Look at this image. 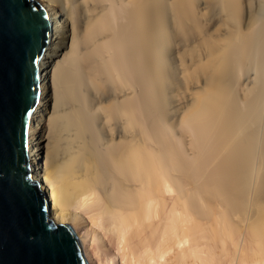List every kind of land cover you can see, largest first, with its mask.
<instances>
[{"label": "bare ground", "instance_id": "1", "mask_svg": "<svg viewBox=\"0 0 264 264\" xmlns=\"http://www.w3.org/2000/svg\"><path fill=\"white\" fill-rule=\"evenodd\" d=\"M41 2L50 216L113 241L94 264H264V0Z\"/></svg>", "mask_w": 264, "mask_h": 264}, {"label": "water", "instance_id": "2", "mask_svg": "<svg viewBox=\"0 0 264 264\" xmlns=\"http://www.w3.org/2000/svg\"><path fill=\"white\" fill-rule=\"evenodd\" d=\"M51 17L41 0H0V264H90L69 223L50 216L29 124Z\"/></svg>", "mask_w": 264, "mask_h": 264}, {"label": "rangeland", "instance_id": "3", "mask_svg": "<svg viewBox=\"0 0 264 264\" xmlns=\"http://www.w3.org/2000/svg\"><path fill=\"white\" fill-rule=\"evenodd\" d=\"M63 3V8H66L64 4H66L65 2H62ZM186 99V98H185ZM181 102V99H179L177 101V103ZM187 142H186V141ZM188 140H189V136H185V139H183V146L185 145L186 147H188ZM188 150V149H187ZM188 153H190V150H188ZM187 157L190 158L191 157V153L188 155L187 154ZM88 223V221H87ZM89 228V226H88ZM101 232V231H100ZM102 234V233H101ZM103 235V234H102ZM103 240L101 242H98L97 239H93L92 241V237H88V241L89 242V245H86V254H87V257H88V260L90 262V264H94L96 258H97V254H101L100 256H102V258L106 257V256H109V254L111 255L112 253H114L115 251V245L113 244V241L111 239H109V237H107L106 235L102 236ZM88 244V243H87ZM105 255V256H104Z\"/></svg>", "mask_w": 264, "mask_h": 264}]
</instances>
